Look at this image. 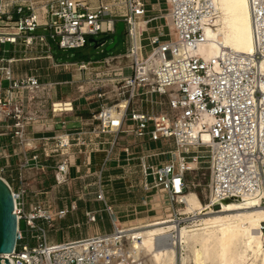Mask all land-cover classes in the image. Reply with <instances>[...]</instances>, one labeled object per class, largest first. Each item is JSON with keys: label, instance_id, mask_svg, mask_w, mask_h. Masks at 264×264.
<instances>
[{"label": "built area", "instance_id": "built-area-1", "mask_svg": "<svg viewBox=\"0 0 264 264\" xmlns=\"http://www.w3.org/2000/svg\"><path fill=\"white\" fill-rule=\"evenodd\" d=\"M121 1L120 7H115L117 1L115 4L99 2L91 7L83 0H47L39 18L32 0H1L0 140L10 136L20 145L27 146L28 128L47 113L45 98L39 97L37 92L40 87L38 77L33 74L15 76L13 72L15 64L27 60L25 55L13 54L17 46L24 51L38 47L49 49L46 35L32 34V30L47 29L58 48L68 50L84 47L87 37L109 35L111 38L116 32V23L122 21L127 38L126 52L101 60L65 63L80 73L75 82L89 84L82 97L98 102V110L91 115L93 123L86 125L91 128L87 132L76 131L74 140L67 136L37 137L42 154L45 157L61 154L63 148L72 144L89 146L90 152L104 153V168L114 157L115 148L120 146L127 173L136 172L130 169L131 163L137 161L143 191L160 188L172 203L180 204L177 198L185 192V176L192 171L186 160L196 148L204 146L210 152L208 187L213 198L242 202L255 199L258 206H264V70L261 68L264 61V0H249L253 53L221 47L214 59L216 65L189 51L204 40V26L212 27L218 16L212 0H165L175 33V40L168 41H161V37L172 38L171 27L161 13V3L152 14L148 13L146 0ZM159 20L163 23L153 26L157 32L149 36L152 51L141 58V40L148 32L149 24ZM139 21L144 24L142 29ZM164 26L167 32H163ZM6 43L11 46L9 55L3 47ZM154 53L159 59L155 65L147 61ZM123 59H129L130 63L123 65ZM125 68L131 73L124 74ZM153 95L166 98L165 109H144L146 101L151 106L162 105ZM59 103L62 106L58 110L54 109V102L49 105L51 115L73 109L71 102ZM205 115L212 117L211 124L203 121ZM197 123H200L198 132L194 129ZM203 132L208 134L210 142H203ZM129 135L137 140L134 148L120 143ZM163 140L172 142L174 153H178L176 162L172 159L155 162L154 157L164 152L148 153ZM150 144H154L151 149ZM28 146V150L37 149L32 144ZM35 158L33 155L24 160L23 165ZM68 162L64 159L56 169L65 173ZM56 180L58 183L63 181ZM7 184L12 191L14 213L18 219L16 246L12 254L5 255L10 264H117L125 258L126 236L120 232L115 219H111L112 231L53 242L48 240L46 233V228L53 226V216L48 213L50 201L36 202L26 213L25 190ZM95 199L102 201L110 212L105 201V182L100 176L96 181ZM65 213V210H59L57 217L61 218ZM85 216L89 222L96 221L93 212L86 211ZM21 220L25 221L27 238L20 228ZM261 230L264 231V222ZM30 239L33 244L29 243ZM128 262L126 264H143L141 260Z\"/></svg>", "mask_w": 264, "mask_h": 264}, {"label": "crops", "instance_id": "crops-1", "mask_svg": "<svg viewBox=\"0 0 264 264\" xmlns=\"http://www.w3.org/2000/svg\"><path fill=\"white\" fill-rule=\"evenodd\" d=\"M83 1L87 2L91 7H95L99 2L105 4L111 3L108 0ZM32 2L36 6L39 3L35 2V0H32ZM40 8L41 12L43 6H40ZM164 16V18H167L166 15ZM16 17L17 16L14 15V19H16ZM166 24L168 25V19L166 20ZM13 54L19 57L24 55L27 57V60L19 62L20 65H23V70H18V64L13 66L14 75L21 76L24 74H33L38 77L40 87L37 92L39 97L45 98V107L47 109V113L43 114V118L34 121L28 128L27 139L33 146H36L37 149L28 150L29 146L20 145L16 139L11 138L10 136L0 140V163L2 168L4 171L13 170L15 172L14 177H7V179L15 181V186L17 188L25 190L24 211L28 213L33 209L36 202H39L33 201L34 199L32 197H38V195H40L39 193L42 192H49L44 189V191L40 189L45 186V180L48 178L53 180L60 178L59 180L66 181V186L63 187V189L56 191L53 190L51 192L52 203L49 205L50 210H48V213L51 214L52 212L51 215L56 217L59 210H65V215L61 218L57 217V219L61 220V223L66 228L76 227L81 224H89L91 227L97 228L102 226V229H99V231L95 230L87 233L85 235L86 237L107 232L108 230L104 227V222L107 218H109L110 222L113 218L119 224V218H121L122 215H119L118 213H122L124 211H134L136 213L137 209H139V212L148 211L149 208L147 206L146 198L149 195L143 194L140 202H131L128 204L114 203L111 196L116 197V195H113L112 193H108L106 195V188L110 187L112 190L115 185V187H117V184L121 183L126 184L125 187H128V182H136L139 178V175L125 172L128 167H125L126 164L124 154L120 152V146L115 148L114 157L105 165L104 168L102 165L104 153L90 152L89 146L76 147L72 144L73 146L63 148L61 154H54L50 157H45L42 154L41 150L38 148L37 137L41 135L55 137L67 136L68 138L74 140L76 131L82 130L83 132H87V130L91 128V126L86 125L93 123L91 122V115L98 110V102L94 100H86V98L82 97L83 90L88 87L87 83L83 82V84H80L81 82H75V80L80 78V73L74 68L71 70L67 65H65L67 62L55 61L54 57L49 52V49L46 50L38 47L35 48V50L24 51L22 47L17 46V48L13 51ZM77 87L78 90H76ZM40 101H42V99ZM60 101L71 102L73 109L69 112L51 115L48 111L49 105L54 102L56 103L54 106L57 109L60 106ZM62 121H64L63 125ZM120 143L121 145H129L131 148H134L137 140L134 137L128 139L125 137L124 140L120 141ZM85 144L88 145L87 142H85ZM133 151H135V149ZM33 155H36V158L24 163L23 165V161L30 159ZM99 155H101L100 159H98ZM64 159H67L69 162L67 170L62 174L56 169V167L57 164ZM80 169L82 173H80ZM83 171L85 173H83ZM92 176L95 180V186L98 176L102 177L104 180L105 201L110 212L106 209L105 204L102 201H97L95 199L96 196L85 199L83 198L84 193H78L79 197L82 198H76L74 195L75 193L70 191V185H73V181H76L79 184L81 179L83 181L85 179L89 180V177ZM41 182L44 183L41 184ZM133 185L134 184L130 183V188H133ZM76 192H79V189H77ZM94 194L96 195V191H94ZM72 205L74 208L71 207ZM86 211H90L95 214V222L87 221L85 216Z\"/></svg>", "mask_w": 264, "mask_h": 264}, {"label": "bare ground", "instance_id": "bare-ground-1", "mask_svg": "<svg viewBox=\"0 0 264 264\" xmlns=\"http://www.w3.org/2000/svg\"><path fill=\"white\" fill-rule=\"evenodd\" d=\"M212 2L218 16L212 27L204 26V40L189 51L205 61H213L215 65L214 59L221 47L252 54L254 44L249 0ZM43 11L44 5L40 14L38 13L39 18L42 17ZM166 16L173 37L175 33L169 14L166 13ZM138 24L140 29L144 27L142 21ZM147 61L153 65L159 63L155 53L150 55ZM261 68L264 70V61ZM59 104L57 109L54 106L55 110L61 108L62 104ZM113 112L114 109L111 110L112 114ZM212 120L209 115L203 118V121L209 124ZM194 129L198 132L200 123L195 124ZM202 140L204 143L210 142L206 132L202 133ZM177 154L176 152V156ZM188 166L193 169L195 163L191 162ZM209 197L210 202L202 204L195 192L190 191L179 196L185 203L184 211L194 213L197 217L192 225L180 227L171 223L134 231L130 235L121 228L120 232L128 235L129 241L123 251L125 258L117 264H126L129 260H141L143 264H175V246L179 243L190 252V255L181 257L182 264H264V232L261 230L264 206H258L255 199L242 202L216 200L212 194ZM214 206H220L221 210L212 215Z\"/></svg>", "mask_w": 264, "mask_h": 264}, {"label": "rangeland", "instance_id": "rangeland-1", "mask_svg": "<svg viewBox=\"0 0 264 264\" xmlns=\"http://www.w3.org/2000/svg\"><path fill=\"white\" fill-rule=\"evenodd\" d=\"M4 2H10V0H3ZM47 0H35V2H39L38 5L36 6L37 12H40V6L42 7L43 4ZM110 2H113L112 4H115L114 1H117L115 7H120L122 5L121 0H108ZM119 3V4H118ZM146 8L148 9V13L154 14L158 4L161 3V13L162 15H166L167 10L165 7V0H146ZM12 9V8H11ZM165 17V16H164ZM167 20V18H165ZM15 23V22H14ZM13 23V24H14ZM163 23V20L155 21L151 24H149V30L148 32H145L142 40H141V50H140V56L141 58H144L147 56L151 51H152V45L150 43L149 36L156 33L157 30L153 27L155 25H160ZM5 24V23H4ZM9 24V23H6ZM163 32H167L168 29L167 27H162ZM32 34H44L46 35L47 42L49 44V52L52 54L54 57L55 61L57 62H79V61H86V60H101L105 56H111V55H117V54H122L127 51V38L125 33H121L118 35L117 42L116 44L109 50H106V45L111 41V38H109L106 43L98 48H94V45L88 41L90 37H87V42L84 47L77 48V49H68V50H62L58 48L56 40H53L52 38L49 37V31L47 29L43 28H36L31 31ZM103 35H95V39H100ZM175 36L172 38L170 37H161V41H168L173 39ZM4 49L8 50V53L6 55L11 54V47L8 43L3 45ZM130 63L129 59H123L122 64L127 65ZM18 64V70L21 71L23 70V65ZM124 74L131 73V71L128 68H125L123 71ZM86 83V82H85ZM80 84H83L81 82ZM86 85V84H85ZM89 85V84H87ZM78 90V87L77 89ZM154 99L157 100L158 102H161L162 105H153L151 106L148 101L144 103V108L146 107L147 109L151 110L153 109L154 111H159L160 109H165L166 105V98L162 96H157L153 95ZM133 136H126V138H131ZM17 141V140H16ZM18 142V141H17ZM27 144H30V142H26ZM28 146V145H27ZM154 144H150L149 148H153ZM196 151L189 156V158L186 160L189 163L194 162L195 166L192 167V171L187 172L185 179L187 183V188L185 189V193L187 192H195L201 201L202 204H206L210 202V190L208 187V182L210 178V152L208 151V148L204 146H200L195 149ZM159 152H164V154H160L159 156L154 157L155 162H165L169 159H172L173 161L176 162L177 156L176 153H174V147L171 141H161V143H158L156 145V148L154 150H148L149 154L152 153H159ZM103 155V154H102ZM101 155L98 156V159H100ZM193 157H196L195 161L193 160ZM133 166L131 170H134V175H139V169L137 167V161H134L131 163ZM125 167H127L125 165ZM114 169V168H113ZM128 170L126 168L125 172ZM108 172V171H107ZM80 173H82L80 169ZM83 173H85L83 171ZM129 173V172H128ZM0 175L3 177L12 188L18 189L15 185L16 182L13 180H8V178H12L15 176V172L13 170L9 171H4L2 168V165L0 163ZM90 179H85L84 181L81 179L79 181V184L75 181H73V185H70V191L72 193H75V197L78 198L79 194L84 193L83 198L89 199L93 198V196H96L94 194V191H96V186L94 184V179L93 176L89 177ZM44 182H41V184ZM45 186H43L40 189H44L45 191L49 192H42L39 193L38 197H32L34 200L33 201H39L41 203L45 202V200L50 201V204L52 203V191L60 190L63 189L66 185V181H61L60 183L57 182V180H53L48 178L45 180ZM109 183V182H107ZM130 183L134 184L133 188H130ZM128 187L124 184H117V187H113L111 190L110 187L106 188L108 193H112L115 196H111V199L114 200V203H138L141 200V197L144 195H149L146 198L147 201V206H148V211H143L139 212V209H137V212L135 213L134 211H124L122 213H118L119 215H122L121 218H119V226L122 229L126 230V234L130 235L134 231L138 230H143V229H149L152 227L160 226V225H168L171 223H176L178 226L182 227L185 225H192L193 220L196 219L194 213H187L184 211L185 208V203L183 200H180L178 197V200H180V204L177 203H172L170 198L168 197L167 193L160 189V188H151L148 191H143L142 187L140 185V180L139 178L137 179L136 182H128ZM44 185V184H43ZM21 189V188H20ZM79 189V192H76V190ZM43 190V191H44ZM111 190V191H110ZM129 190V191H128ZM90 192V193H89ZM82 198V197H79ZM145 199V198H144ZM82 200V199H80ZM52 208V207H51ZM146 208V207H144ZM50 210V208L48 209ZM221 208L220 206H214L212 208V215H215L218 211H220ZM52 214V212H51ZM53 216V215H52ZM52 228H46V233H47V238L50 241H61V240H72L75 238H81V237H86L85 235L91 231H95L99 229H102V226L100 228L98 227H91L89 224H81L76 227H70L66 228L63 226L61 223V220L57 219V216L52 217ZM104 227L108 231H112V225L111 222L109 221V218L105 220L104 222ZM20 228L24 232L27 238V233H26V225L25 221L21 220L20 221ZM94 229V230H93ZM107 231V232H108ZM264 232V231H263ZM125 237V244L123 251L126 249L129 241V236ZM30 244H33V240H28ZM178 248V249H177ZM180 253V254H179ZM184 255H190V252L188 249L182 247L180 243L175 246V264H182V258ZM182 257V258H181ZM181 261V262H180Z\"/></svg>", "mask_w": 264, "mask_h": 264}, {"label": "water", "instance_id": "water-1", "mask_svg": "<svg viewBox=\"0 0 264 264\" xmlns=\"http://www.w3.org/2000/svg\"><path fill=\"white\" fill-rule=\"evenodd\" d=\"M1 8V0H0ZM116 32L111 41L106 45V50L111 49L117 42L118 35L123 33L124 23H116ZM109 35H103L100 39L90 37L88 41L98 48L106 43ZM18 219L14 213V198L7 182L0 176V264H10L5 255L12 254L16 246V233Z\"/></svg>", "mask_w": 264, "mask_h": 264}]
</instances>
